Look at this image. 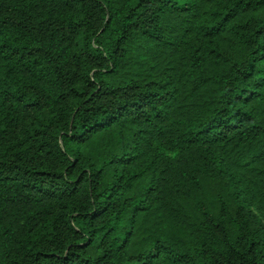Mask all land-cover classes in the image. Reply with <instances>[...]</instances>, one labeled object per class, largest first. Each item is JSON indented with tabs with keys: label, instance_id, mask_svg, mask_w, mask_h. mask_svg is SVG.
I'll return each mask as SVG.
<instances>
[{
	"label": "trees",
	"instance_id": "16d2710c",
	"mask_svg": "<svg viewBox=\"0 0 264 264\" xmlns=\"http://www.w3.org/2000/svg\"><path fill=\"white\" fill-rule=\"evenodd\" d=\"M0 264H264V0H0Z\"/></svg>",
	"mask_w": 264,
	"mask_h": 264
}]
</instances>
